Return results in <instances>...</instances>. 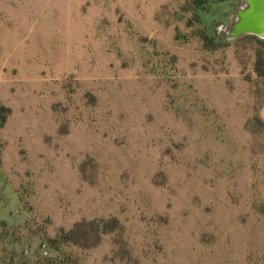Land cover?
Wrapping results in <instances>:
<instances>
[{
  "label": "rangeland",
  "instance_id": "1",
  "mask_svg": "<svg viewBox=\"0 0 264 264\" xmlns=\"http://www.w3.org/2000/svg\"><path fill=\"white\" fill-rule=\"evenodd\" d=\"M240 2L0 0V264H264Z\"/></svg>",
  "mask_w": 264,
  "mask_h": 264
},
{
  "label": "water",
  "instance_id": "2",
  "mask_svg": "<svg viewBox=\"0 0 264 264\" xmlns=\"http://www.w3.org/2000/svg\"><path fill=\"white\" fill-rule=\"evenodd\" d=\"M245 35L264 39V0H241L235 20L226 30L225 38L234 41Z\"/></svg>",
  "mask_w": 264,
  "mask_h": 264
},
{
  "label": "trees",
  "instance_id": "3",
  "mask_svg": "<svg viewBox=\"0 0 264 264\" xmlns=\"http://www.w3.org/2000/svg\"><path fill=\"white\" fill-rule=\"evenodd\" d=\"M212 1L216 2V1H226V0H193V3L195 4V10L199 11V10L204 9L206 4H208V3L212 2ZM243 37L244 38L254 39V40L257 41L258 51L256 53L257 54L256 71L260 75H263L264 74V70H263V65H264V39H261V38L255 36V35H245ZM260 121H261L262 125L264 126V122L262 121L261 118H260ZM73 233H75V229H73L69 234L71 235ZM72 237L73 238H69V239L73 240L74 236H72Z\"/></svg>",
  "mask_w": 264,
  "mask_h": 264
},
{
  "label": "crops",
  "instance_id": "4",
  "mask_svg": "<svg viewBox=\"0 0 264 264\" xmlns=\"http://www.w3.org/2000/svg\"><path fill=\"white\" fill-rule=\"evenodd\" d=\"M259 116L262 119V121L264 122V100L262 103V107L260 108Z\"/></svg>",
  "mask_w": 264,
  "mask_h": 264
}]
</instances>
